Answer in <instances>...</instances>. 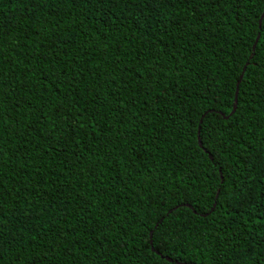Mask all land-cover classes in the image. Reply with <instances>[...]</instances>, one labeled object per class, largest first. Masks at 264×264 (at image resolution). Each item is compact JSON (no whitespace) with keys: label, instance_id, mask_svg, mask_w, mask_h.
Returning <instances> with one entry per match:
<instances>
[{"label":"trees","instance_id":"1","mask_svg":"<svg viewBox=\"0 0 264 264\" xmlns=\"http://www.w3.org/2000/svg\"><path fill=\"white\" fill-rule=\"evenodd\" d=\"M264 0H0V264H264Z\"/></svg>","mask_w":264,"mask_h":264},{"label":"snow or ice","instance_id":"2","mask_svg":"<svg viewBox=\"0 0 264 264\" xmlns=\"http://www.w3.org/2000/svg\"><path fill=\"white\" fill-rule=\"evenodd\" d=\"M261 31H264V28H262Z\"/></svg>","mask_w":264,"mask_h":264}]
</instances>
